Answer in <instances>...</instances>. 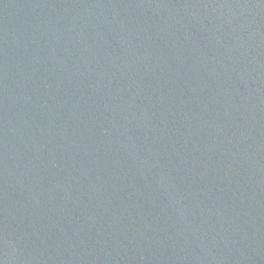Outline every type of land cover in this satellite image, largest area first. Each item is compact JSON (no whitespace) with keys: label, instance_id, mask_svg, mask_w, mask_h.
<instances>
[{"label":"water","instance_id":"water-1","mask_svg":"<svg viewBox=\"0 0 264 264\" xmlns=\"http://www.w3.org/2000/svg\"><path fill=\"white\" fill-rule=\"evenodd\" d=\"M0 264H264V0H0Z\"/></svg>","mask_w":264,"mask_h":264}]
</instances>
